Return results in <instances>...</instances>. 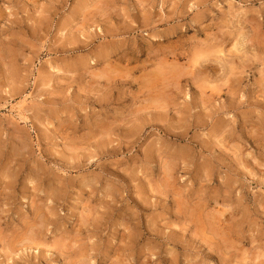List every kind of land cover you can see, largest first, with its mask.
<instances>
[{
  "label": "rangeland",
  "instance_id": "1",
  "mask_svg": "<svg viewBox=\"0 0 264 264\" xmlns=\"http://www.w3.org/2000/svg\"><path fill=\"white\" fill-rule=\"evenodd\" d=\"M0 264H264V0H0Z\"/></svg>",
  "mask_w": 264,
  "mask_h": 264
}]
</instances>
